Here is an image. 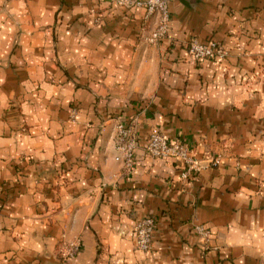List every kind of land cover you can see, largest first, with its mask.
Instances as JSON below:
<instances>
[{"label": "crops", "instance_id": "1", "mask_svg": "<svg viewBox=\"0 0 264 264\" xmlns=\"http://www.w3.org/2000/svg\"><path fill=\"white\" fill-rule=\"evenodd\" d=\"M169 12L145 50L141 8L0 0V264H59L56 248L76 243L60 264H93L97 244V264H264V75L243 81L264 58V0H171ZM192 38L239 59L195 62ZM113 117L136 126L129 175L113 161ZM154 131L219 165L182 180L180 163L144 152ZM145 216L150 257L132 250ZM194 225L214 234L204 257Z\"/></svg>", "mask_w": 264, "mask_h": 264}, {"label": "built area", "instance_id": "2", "mask_svg": "<svg viewBox=\"0 0 264 264\" xmlns=\"http://www.w3.org/2000/svg\"><path fill=\"white\" fill-rule=\"evenodd\" d=\"M118 6L123 9L141 8L144 10V21L151 19L155 29L148 41L155 43L162 39L168 31L170 22L169 3L171 0H116ZM220 45L213 40L199 41L192 39L188 42L186 53L195 62L215 60L220 57ZM113 143L115 154L113 161L117 163L121 172L118 174L129 175L134 163L135 151L138 148L137 130L134 121H117L113 127ZM144 152L151 159H172L182 166V177L189 178L199 173L202 167L200 162L190 155L189 145L180 139H168L163 134L152 132L144 146ZM213 165H219L216 160ZM209 167V166H207ZM154 228V219L146 217L135 226V234L139 247L146 250ZM200 233L208 235L210 231L204 226L196 227Z\"/></svg>", "mask_w": 264, "mask_h": 264}, {"label": "rangeland", "instance_id": "3", "mask_svg": "<svg viewBox=\"0 0 264 264\" xmlns=\"http://www.w3.org/2000/svg\"><path fill=\"white\" fill-rule=\"evenodd\" d=\"M115 1L116 0H113V4L119 8H122L121 6H118ZM143 21H144V19H143ZM168 28H169V26H168ZM154 29H155V26H154L153 20L148 19V20L144 21V26L142 27V31H141L142 33L140 35V41H141V44L145 50H150L152 48L157 49L159 47V45L161 44L162 40L168 34V31H167L162 39L156 41L155 43H151L148 41V38L150 37V35ZM192 39H195V38H192ZM192 39L182 42L184 44L183 47H185V49L187 48L188 42L191 41ZM218 44L220 45V49H221L220 57L215 59V60H208V61L217 62V63H224L230 59H237V60L239 59L237 56L236 57L232 56L233 53H232V50L230 48L226 47L225 45H223L219 42H218ZM263 69H264V58L256 59V63H255V66L253 67V69L251 71H249L248 73H244L243 81H245V82L251 81L252 77L264 75ZM256 71H257V73H256ZM111 118H112V116H111ZM112 120H113V127L117 121H120V119L115 118V117H113ZM196 160H198V162H200V164H201L200 166L202 167V169L200 170V172L205 170L206 168H208L207 166H209V167H217L218 166V165L212 164L213 162L218 160L217 157L205 156L201 159H196ZM72 164H75V162H72ZM71 166H62L59 169H54L52 171L51 177L54 179H60V176H63L67 172L71 171V168H72ZM199 173H196V174H199ZM181 178H182V180H186L182 177V175H181ZM52 189H58V186H51L50 190H52ZM104 201H105V199L102 198L100 201V204H103ZM59 205H60L59 199H57V200L53 199L52 200L51 216H53L54 214H56L59 211V209L61 208V206H59ZM146 217H151V216H145L143 218L136 219L132 225V228H131L132 229V238H133V249L132 250L138 256L150 257L154 252V242H153L154 240H153V238H154V231H155V224H156L155 219L153 217H151L154 219V228H153L152 235L150 237L149 246L145 251L139 247V244L137 243L138 238H137V235L135 234L136 224ZM86 224H88V222ZM198 226H203V225H194V226H192V230L198 239V245H199L198 248L200 250V255L202 257H204V255L210 250V248L212 246L211 242L213 240L214 234L211 233V231L209 229L208 230L210 231V233L208 235L200 233L199 231L196 230V227H198ZM96 243H99L97 237H96ZM99 246H100L99 244H97L95 246L96 247L95 249L97 251V255L95 257L93 264H97L98 255H101V253H102V249L99 248ZM79 249H80V245L78 243H76L75 245L70 246V248H68L66 253H64V255H63V251H61L60 248L57 247L56 248V260L59 261L58 263L60 264V263H62V261L65 260V258L74 256L79 251Z\"/></svg>", "mask_w": 264, "mask_h": 264}]
</instances>
